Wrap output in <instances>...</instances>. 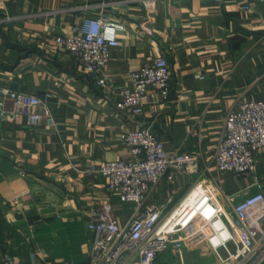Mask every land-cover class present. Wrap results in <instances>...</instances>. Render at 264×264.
I'll return each mask as SVG.
<instances>
[{
  "label": "crops",
  "instance_id": "1",
  "mask_svg": "<svg viewBox=\"0 0 264 264\" xmlns=\"http://www.w3.org/2000/svg\"><path fill=\"white\" fill-rule=\"evenodd\" d=\"M102 16L126 28L103 71L105 87L57 44L85 17ZM163 54L173 72L169 102L155 96L135 117L118 111L121 90H133L131 74ZM0 90L51 95L56 122L31 128L22 117L0 119V264H86L88 225L104 204L124 228L147 206L179 202L198 182L238 199L264 193V149L251 177L218 175L214 163L228 116L243 103H264V0H156L152 8L138 0H0ZM144 128L169 153L199 161L173 182L162 179L140 208L122 203L90 170L128 158L123 136Z\"/></svg>",
  "mask_w": 264,
  "mask_h": 264
},
{
  "label": "built area",
  "instance_id": "2",
  "mask_svg": "<svg viewBox=\"0 0 264 264\" xmlns=\"http://www.w3.org/2000/svg\"><path fill=\"white\" fill-rule=\"evenodd\" d=\"M155 1L138 0L147 8ZM124 32L125 26L109 17H85L73 36L58 38L57 44L85 67L97 86L105 87L103 71L111 50L120 47L119 36ZM172 78L167 55L158 56L152 65L131 74L133 90H121L117 110L133 117L143 115L155 96L166 104ZM51 98L0 90V119L14 122L22 117L31 128H54L56 122L48 105ZM150 109L157 111L153 104ZM122 139L128 158L107 162L90 173L105 178L108 191L125 204L141 208L162 179L173 182L178 175L192 172L199 161L190 153H169L151 129L130 132ZM263 149L264 103H243L225 122L214 157L217 174L253 176L256 155ZM88 231L93 242L86 264H157L165 255H172L179 264H189L190 255L200 249L207 252L205 257L213 255L215 264H264V193L240 200L212 181H202L179 202L169 199L140 210L124 228L114 207L104 204L92 214Z\"/></svg>",
  "mask_w": 264,
  "mask_h": 264
},
{
  "label": "rangeland",
  "instance_id": "3",
  "mask_svg": "<svg viewBox=\"0 0 264 264\" xmlns=\"http://www.w3.org/2000/svg\"><path fill=\"white\" fill-rule=\"evenodd\" d=\"M166 259L170 262L169 264H179L172 255H170ZM215 263L216 261L210 255L207 258L203 259L202 257H200V255H198V253L197 255L193 253V255H191L189 258V264H215Z\"/></svg>",
  "mask_w": 264,
  "mask_h": 264
}]
</instances>
